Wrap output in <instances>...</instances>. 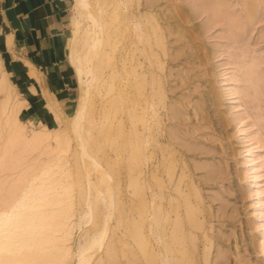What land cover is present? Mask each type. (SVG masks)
I'll list each match as a JSON object with an SVG mask.
<instances>
[{
	"label": "rangeland",
	"instance_id": "374dc122",
	"mask_svg": "<svg viewBox=\"0 0 264 264\" xmlns=\"http://www.w3.org/2000/svg\"><path fill=\"white\" fill-rule=\"evenodd\" d=\"M107 1L90 0L96 10L98 5L105 6ZM246 1V5L249 4L252 8L249 14L245 11L243 0H154L151 6L147 0H130L129 12L132 22L141 21L144 28L152 24L158 26V32L162 31L163 50L155 45L152 47L154 51H158L157 58L152 62L145 59L142 52L143 48L148 49L147 44L141 41L139 43L130 23L125 27L118 25L121 14L115 16L114 20L108 12L105 14L106 20L116 26V33L110 32L109 41L103 47L110 57L107 66L103 65L104 81L98 90L93 89L89 96L94 122V128L91 127L93 130L90 132L96 134V126L100 122L108 124V129L102 130L95 139L103 144L104 152H98L97 156L102 167L110 168L112 172L111 182L116 205L109 221L107 242H114L116 264H130L129 260L133 264L157 262L154 250L157 251L158 247L148 230L152 210V191L148 185H153L150 168L157 159L161 160L164 145V149L167 148L163 152H168L170 148L167 159L174 170L172 178L167 179L166 173L161 169L163 165L156 166L157 176L159 180H163L165 186L162 188L164 197L159 202L170 216L175 217L174 210L179 208L177 211L183 221L184 233L183 264H264V0ZM105 8L111 10L110 4ZM72 14L73 0L67 18L66 56L71 37ZM220 16L222 21H219ZM147 19H150V24L146 22ZM85 25L86 22L83 21L77 33L79 41ZM148 33L149 40L153 43L154 35L152 32ZM67 62L75 77L76 85L73 87L76 94L70 97L68 112L64 113V116L59 113L60 121H45L48 129L56 132L59 130L58 136L55 138L51 135L50 138V134L48 135L49 138L44 143H49V146H42L47 150L42 149L41 145L35 149L33 147V150L29 149L30 152L19 155L17 161L9 162L8 168L3 167L5 169L0 170V201L17 189L15 179L37 172L49 158L53 163L54 155L56 158L62 154V157L67 159V165L64 167L66 172L64 170L65 173H62L64 176L66 174L67 181L75 183V180L78 182L76 177L78 180L83 178L76 170L81 169L79 172L83 174L85 164L79 166L77 161V168V162H74L71 154L77 148V141L65 124V116H70L73 112L78 91L76 76L68 57ZM0 69L8 72L3 65ZM132 69L134 74H139L144 79L141 92L134 89L136 77L130 73ZM112 72L117 74L114 78H110ZM8 75L12 93L15 94L13 99H21L14 79L9 73ZM149 78H153L156 86H160L163 96L161 101L154 97L156 102L159 101L155 106L159 123L153 125L154 133L157 132L158 146L154 148V157L151 152L153 143L145 149L149 157L140 166L138 180L143 191L140 195L139 192L133 193V174H137V171L133 170V161H126V151L117 150L118 143L124 139L122 135L121 138L117 136V128L123 130L122 133L126 137H130L135 130L142 133L146 122H153L150 110L146 107V100L151 92L150 86L147 85ZM107 82H111L113 86L108 92ZM119 92L125 94L123 105L115 111L116 114L114 112L111 115L114 116L111 117L113 120L107 122L102 111H105L109 106L108 102ZM23 106L17 115V126L20 124L27 136L31 128L32 131H37L42 123L36 121L37 116H33V120L29 119L27 112L22 113ZM48 106L52 110L49 104ZM3 137L4 135H0V152ZM129 139L133 141L132 136ZM159 147L162 149L159 150ZM56 149L60 151L59 155ZM49 150L53 153L55 150L56 154H49ZM47 163L50 164V161ZM92 171L89 179L94 181L99 173ZM21 182L23 186V181ZM174 183H178L181 193L174 188ZM78 186L73 184L71 189L74 202L82 187ZM168 197L172 199L170 205L167 203ZM140 203H145V208L141 209ZM178 205L179 207H176ZM73 208V215L69 218L72 228L68 241L72 251L82 242V236H79L83 235L84 230L98 227L79 223L76 210L78 205L74 204ZM136 234L142 236L139 237V242L143 248L137 242ZM102 255L106 260L105 254ZM70 256L68 254L62 264H74L75 258H69Z\"/></svg>",
	"mask_w": 264,
	"mask_h": 264
},
{
	"label": "bare ground",
	"instance_id": "6f19581e",
	"mask_svg": "<svg viewBox=\"0 0 264 264\" xmlns=\"http://www.w3.org/2000/svg\"><path fill=\"white\" fill-rule=\"evenodd\" d=\"M147 1L150 4L149 6H151L154 0ZM243 1L246 6L245 11H247L248 14L251 13L252 8L249 6V4L248 6L246 5L248 1ZM129 2L130 0H108L107 3L105 2V6H109V4L111 6V10L108 11L104 5H98L97 10L94 9L90 0H73V14L70 17L72 30L70 42L67 47V57L76 76L78 91L73 112L70 116H65L67 118L65 124L68 131L75 135V137H72H74V139L76 138L75 141H77V144H75L77 145V148L74 150V153H71L73 155L71 156L74 158V162L78 161L80 163L79 165L77 162V168L81 166V164H85L83 174L79 172L82 171L80 168L79 171L78 169L76 170L78 175L79 173L81 177L83 175V178L78 180V177H76L78 182L75 180V183L72 181H67V178H65L66 174L65 176L63 175L66 172L64 167L67 165V159L65 157L63 158L62 154L61 156H56L55 158L54 153L56 154V149V151L53 150L54 153L50 152L49 150V154L54 155L53 158L55 161L50 155L51 159H53V163L49 158L47 162L50 161V164L44 162L43 165L39 167L37 172L21 175L17 178V180L15 179L16 182H14L16 183L15 186H17V189L10 192L6 198L1 199L0 201V264H62L65 260L64 258L67 257L68 254L75 258L74 264H116L114 261V253H116L114 242H107V234L108 231H110L108 230V226H110L109 221L113 217L116 205V199L114 197L112 188L113 185L111 182L112 172L109 170L110 168L107 169L102 167L97 156L98 152H101V154L104 152L103 144L95 139L98 138V135L101 134L102 130L108 129V124L100 122V124H97L96 126L97 133L91 134L90 132L93 130L91 127H93L92 125L94 122L92 121L91 113L92 102L91 97L89 96L91 91L93 89L98 90L99 85H101V83L104 81L102 73L103 65L107 63L110 57L109 53L106 52L103 47L109 41L110 32L116 33L114 29L116 26L114 24L112 25L111 21L108 22L106 20V12L109 13L112 20H114L115 16L121 14L118 25H124L125 27L130 23L131 30H135V34L137 36L136 38L139 39V43L143 42L144 44H147L146 46L148 49L143 48L144 51L142 53L148 62H152L158 56V51L156 52L152 48L154 45L163 50L162 31L158 32V26L156 27L152 24L149 25L148 28H144V24L141 21L135 20L132 22V17L129 12ZM137 3L136 5L139 4ZM216 7L214 8L216 9ZM248 14H246V16ZM149 20L150 19H147L146 22L148 23ZM220 20L221 16L219 18V21ZM83 21L86 22V25L81 41H79L77 33L80 31ZM227 22L229 21L227 20ZM148 32H152L154 35L155 39L153 43L149 40ZM132 35L134 36V32H132ZM137 48L139 47L137 46ZM133 49L135 50L134 46ZM141 49L142 46L140 50ZM132 68H134V66ZM130 73L134 74L133 69L130 71ZM116 75V72H112L110 74V78H114ZM149 75L151 74H148V76ZM8 76V72L1 71L0 69V135H4V141L0 152V170L8 168L9 162L17 161L20 157L19 155H22L27 151L30 152L29 149L33 150L38 148V146L40 147V145L41 147L48 145L49 143L45 144L44 141L49 138V134L50 138L53 136L57 138L59 133L58 129V132H56V130H50L45 124H42L41 128H39L37 131L36 129L35 131H32L33 128H31L32 130L30 129V133L27 134V136L25 135V131V134L23 133L21 125L19 124V126H17V123H19L17 115L25 103L21 99H13L15 94L12 93V85L8 79ZM134 76L136 77V80H134V89L136 92H141L144 79L142 76L136 73ZM149 79L150 82L147 85L150 86L151 92L148 94L149 99L146 100V107L150 110L149 112L153 117V122H146L144 124L142 133H138L135 130L133 134L130 135V137L132 136L133 141L129 139L130 137H126V135L122 133L123 130L121 131L120 128H117V136L119 135L121 138L122 135L124 138L118 143L117 150L119 152L126 151V161H129V163L130 161H133V170L137 171V174H133V193L136 192L137 194L139 192L140 195L143 193L140 186L141 183L139 182L140 180H138V175L140 174L141 169L140 166L141 163L143 164V162L149 157L145 152L147 145L153 143L151 144V152L153 157L154 148L158 146V139L156 138L157 132L154 133L153 130L155 128L153 125H157L159 123L155 106L159 101L162 100L161 98L163 96V91L158 84V86H156V81L153 78ZM107 85L108 86L106 87V90L108 92L113 88V86L111 82H107ZM131 87L133 88V83L131 84ZM154 97H157V100L159 101L156 102ZM124 98L125 94L119 92L117 96L114 95L111 101L108 102L109 106L106 107L105 111H102V115L105 119H107V122L113 120L114 116L111 115L118 108L120 109V107L123 105ZM48 104L52 108V111L55 115V120L60 121L61 118L58 115L63 114L64 116L63 111H58L56 102L53 100L49 101ZM172 114L174 115L173 112ZM169 118L171 117L169 116ZM58 142L59 141H57V143ZM113 142L112 144H114ZM132 142L133 146H131ZM164 146L162 147L163 151L167 148L165 147L164 149ZM13 148L16 150L13 151ZM44 148L45 147H42V149ZM162 148L159 147L158 149L160 150ZM115 149L116 147L114 150ZM169 149L168 152L162 151L161 160L159 161V159H157V161H155L153 164V167L150 168L152 172L150 176L153 178V185H148L149 189L152 191L150 193V208L152 207V210H150L151 216L148 230L150 231V234L152 235L156 246L158 247L157 251L154 250V256L157 258L156 264H183L185 260L183 249L184 245L182 244L184 233L182 229L183 221L179 215V212L177 211L179 208L174 210L175 217L170 216L168 215V211L165 210L166 208L163 209V206L161 207V203L159 202L161 201L162 197H164V193L162 192L164 189L162 190V188L165 186L163 184V180H159L157 176L156 172H158V168L156 166L162 164L163 167L161 169L166 173L167 179L172 178L174 168L167 159V155H169ZM45 150L47 149L45 148ZM59 152L60 151L58 150L57 155H59ZM170 154L172 156V152ZM142 156L143 159H141ZM26 169L29 168L27 167ZM92 170H96L99 173L96 180L94 181L89 179ZM21 181H23V186H21ZM166 181L168 182V180ZM78 183L79 186H82L80 187V192L78 191ZM73 184L75 186L77 184L78 186L77 191L79 193L76 195L77 203L72 199L71 189ZM18 185H20V187ZM167 187L168 185L166 188ZM174 188L179 190V193H181L178 183H174ZM12 197L13 199L11 200ZM168 198L169 199H167V203L170 205L172 199L170 197ZM185 201L186 200H184V202ZM74 204L78 205V209L76 210L79 217V223H89L92 226L98 225V227H94L95 229L92 228V230L90 228V230H84L83 235L79 236V238L82 236V242H79L76 249L72 251L68 241L71 237L72 228L69 218L71 215H73ZM139 205L142 209L145 206V203H140ZM176 207H179V205ZM168 208V210L171 211V208ZM117 211L120 212L119 210ZM134 221L133 223L136 222ZM166 222L168 226L166 225ZM117 223L120 224V222H116V224ZM137 237V242L141 244L139 241H141L140 238L142 236L140 235ZM140 246L143 248L142 244ZM262 249H264V246ZM103 251L104 253H102ZM100 253L105 254L104 257L106 260H104L103 255ZM187 254L185 256L188 257ZM71 256L69 258H71ZM129 262L130 264H133L132 261L129 260ZM152 262H154L153 257Z\"/></svg>",
	"mask_w": 264,
	"mask_h": 264
},
{
	"label": "crops",
	"instance_id": "0c3cea01",
	"mask_svg": "<svg viewBox=\"0 0 264 264\" xmlns=\"http://www.w3.org/2000/svg\"><path fill=\"white\" fill-rule=\"evenodd\" d=\"M72 0H0V64L19 97L22 113L46 124L55 122L48 106L67 113L76 94L66 56V28ZM73 69V68H72Z\"/></svg>",
	"mask_w": 264,
	"mask_h": 264
}]
</instances>
